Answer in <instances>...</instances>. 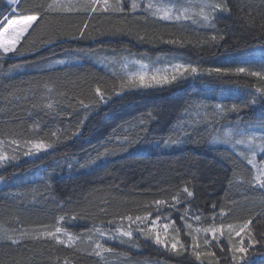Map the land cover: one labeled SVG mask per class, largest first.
<instances>
[{"label":"trees","instance_id":"1","mask_svg":"<svg viewBox=\"0 0 264 264\" xmlns=\"http://www.w3.org/2000/svg\"><path fill=\"white\" fill-rule=\"evenodd\" d=\"M130 2L121 0L126 9ZM227 3L230 11L217 12L215 29H209L139 11H86L91 0H24L20 12H40L42 18L17 46L22 54L0 60V152L10 158L0 167L5 178L0 183V264H264L260 244L232 261L231 249L241 238L217 244L202 231L187 235V223L194 229L239 228L249 219L253 235L264 231V190L250 184L253 169L228 146L211 143L225 126L264 121L260 101L223 117L213 111L220 101L241 100L264 87L256 77L205 72L245 61H255L251 66L259 70L264 0ZM49 4L71 10L44 12ZM11 9L0 0V16ZM217 30L224 39L213 42ZM128 55L193 63L205 74H187L164 87L121 89V62ZM97 88L110 97L107 103H95ZM81 100L90 107L81 106ZM46 103L53 108H45ZM25 141L51 146L25 155ZM156 200L165 203L157 206ZM158 215L159 222L170 224V234L161 238L167 248L148 231ZM128 216L149 220L130 224ZM58 222L77 237L71 247L41 235ZM117 229L131 230L132 237L117 235L104 241L114 251L93 254L94 243L86 236L101 240L99 232L117 234ZM193 236L199 245L195 251L212 250L216 256L197 261ZM174 238L188 249L172 251Z\"/></svg>","mask_w":264,"mask_h":264},{"label":"snow or ice","instance_id":"2","mask_svg":"<svg viewBox=\"0 0 264 264\" xmlns=\"http://www.w3.org/2000/svg\"><path fill=\"white\" fill-rule=\"evenodd\" d=\"M24 0H8L9 5H15L11 9L10 15L0 16V60L7 58L9 53H15L16 55H21L22 50H18V45L21 43V40L29 33V30H34V25H37L38 21L42 18V13L40 12H20L19 8L23 4ZM93 6L85 9L86 11L96 12L98 10L108 12H130V13H147L151 17L162 20V21H187L191 20L193 24H197L200 27L215 29V24L213 21L217 18V12H228L230 11L227 0H131L130 6L126 9L123 7L121 0H117L115 6H112L108 3V0H103L101 8H97L95 5L100 4L101 0H91ZM53 10H71L69 6H63L58 4H49L43 7L44 12H49ZM80 10L79 8L76 9ZM85 28L87 25L84 26ZM83 35V32H81ZM211 41L215 42L217 40H223L224 35L218 30L211 35ZM137 64L138 67L134 71H125L120 79L119 87L125 89L127 87H150L153 85H163L175 81L177 76L183 77L186 73L196 76L204 75L205 72L208 75L216 74L217 76L226 77V76H251L256 77L259 80H264V53L261 54V57L258 61L259 70H254L251 66L255 61H245L243 64L236 67H209L205 72H201L198 65L193 63H172L169 64L166 68H152L150 70V65L143 63L141 61H133ZM18 67V66H15ZM170 73V74H169ZM51 91V89H49ZM95 94L98 99L95 101L96 104L107 103L110 97L103 93L100 88L95 90ZM117 95L120 93L117 92ZM258 94V95H257ZM260 102H264V87H256L255 92H249L247 96L241 100H234L231 102L220 101L214 106V113L223 117L228 111L239 113L244 109L249 108L250 106L256 105ZM80 105L88 108L90 105L84 104V101H79ZM228 103L231 104L228 107ZM47 109H52V103H46L44 105ZM10 143L18 144V141H10ZM168 141H165L167 145ZM211 143L214 145H226L228 146L235 154L239 155L242 159L246 160L247 164L251 166L254 170V174L250 181V184L254 188H259L264 190V121L259 124H241L237 122L235 125H228L222 129V134H217L211 138ZM25 145L28 146L27 152L25 155H31L33 150L39 152L41 150H46L51 145L45 144L43 141H25ZM238 146H243L244 149H247V152L240 150ZM260 155V162H257V156ZM9 157L2 152H0V167L3 166L4 162L9 161ZM11 159H15V156H12ZM42 182L44 177L39 178ZM235 179V176L233 177ZM5 178L0 175V183H4ZM233 181L230 180L231 184ZM183 191L187 193L188 197L193 196V192L190 191L187 187L183 188ZM173 200L178 202V197H173ZM165 202L162 200H156L155 204L160 206ZM174 206V205H173ZM216 205H213L215 208ZM223 211L221 215H224ZM187 217V213L182 215L181 219L184 220ZM76 217L73 216V219ZM126 219L132 223L137 221L143 222L149 220L148 216L140 217L137 216L133 218L132 216L126 217ZM167 220V218H164ZM196 220L200 219V216L195 217ZM64 217H60V221H63ZM161 220V217L158 215L155 218L150 220L152 227L148 229L149 232L155 231V228L158 222ZM253 225V220L249 219L246 221L239 229L235 232L236 236H241V239L238 242V246L232 247L231 251L233 255L231 260L235 261L238 259L237 253L243 254L246 253L250 246H255L260 244L264 247V231L260 232L259 236L253 235L254 229L250 227ZM163 230L167 233L169 224L164 222ZM186 227L190 230L187 235H192L193 232L199 233L204 232L206 234H211V239L217 241L219 244V239L217 236L218 231L220 234H223V228L217 229L215 224L207 228H193L192 224L187 223ZM229 225V229H231ZM137 230L143 231L137 225ZM99 231V230H97ZM120 236L132 237V231H121L120 229L116 230ZM63 233L67 240L61 239L58 234ZM243 234V236H242ZM43 237L55 241L57 244L65 245L71 247L72 243L77 237L69 234L62 223L57 224L54 230L46 231L41 234ZM100 235L103 237L107 235L108 240H114L117 237L112 234H106L100 232ZM40 238V237H35ZM11 239V238H9ZM231 242V235L229 236ZM247 241V242H246ZM11 243H17L15 239H11ZM124 243V241H121ZM155 243L157 245H162L167 248L168 244L166 240L161 239L159 232L155 233ZM206 243L208 241L206 240ZM179 244V250L177 245ZM199 245L196 243L195 236L192 237L191 248L193 249L192 255L195 256L197 261L201 260V256L215 257L216 253L212 250H207L204 252L195 251L194 249L198 248ZM96 251L93 253L96 256H100L102 252H112L114 251L111 247H104L100 243L95 245ZM188 246L184 243H181L178 239L171 244L172 251H186ZM223 251V249H221ZM243 259V256L240 257Z\"/></svg>","mask_w":264,"mask_h":264},{"label":"rangeland","instance_id":"3","mask_svg":"<svg viewBox=\"0 0 264 264\" xmlns=\"http://www.w3.org/2000/svg\"><path fill=\"white\" fill-rule=\"evenodd\" d=\"M7 3H8V0H5ZM110 2L112 3L113 2V0H108V3L110 4ZM9 4V3H8ZM101 7H102V4H103V0H101ZM111 5V4H110ZM12 8L13 7H16L15 5H10ZM217 16H220L221 15V13H218V14H216ZM174 22H176V21H174ZM179 22H192L191 20H187V21H179ZM133 61H141V62H143V63H146V64H149L150 65V70L152 69V68H166V67H168L169 66V64H172V63H183V62H181L180 60H175V59H169V58H167V59H152V60H150V59H143V58H141V57H138V56H136V55H128L126 58H124L123 60H122V62H121V64H122V74L125 72V71H134V70H136V68L138 67V65L137 64H135V63H133ZM170 74V73H169ZM188 75H187V73L183 76V77H181V76H177V78H176V80L174 81V83L175 82H178L179 80H183V79H185L186 77H187ZM190 76H192V75H190ZM173 82V81H172ZM171 82V83H172ZM171 83H167V84H163V85H153V86H150L149 88H158V87H164V86H166V85H168V84H171ZM140 87V86H139ZM141 88H148V87H141ZM239 148H240V150H242V151H244V152H247V149H244L243 148V146H238ZM0 149H1V144H0ZM2 150V149H1ZM34 153V154H33ZM33 153L31 154V155H35L37 152L35 151V150H33ZM4 154V153H3ZM257 162L259 163L260 162V155L258 154V156H257ZM254 171V170H253ZM164 222H158V224H157V226H156V228H155V231H154V236H155V233L156 232H162V233H160V235H161V237L162 238H164V237H166L165 235L168 233L169 234V232H167V233H165L164 232V230H163V227H162V224H163ZM148 227L150 228V227H152L151 226V224H150V222H149V224H148ZM169 227H170V225H169ZM169 227H168V230H169ZM221 227L223 228V234L221 235L220 234V232L218 231V233H217V236H218V239H219V241H221V242H223V241H225V240H227V238H229V236L231 235V238H233V239H237V238H241V236H236L235 235V232L239 229V228H237V226H232L231 227V229H229V226H227V225H222V226H216V228L217 229H221ZM179 229H181V228H179ZM104 233H106V234H110V233H107V232H104ZM203 233V235H206V233H204V232H202ZM228 233V234H227ZM99 234V236L101 237V240H100V238H98L97 236H96V234H95V236L93 235V234H89V235H87L86 236V239L88 240V242H91V243H94L92 246L95 248V245H96V243H100V244H102L104 247H106L107 245H105L106 243H104V241H107L108 239H107V235H105V236H101L100 235V232L98 233ZM112 235H115V236H117V235H119L118 233L116 234H114V233H111ZM210 234V233H209ZM59 235V237L61 238V239H64V240H67V237L63 234V233H61V234H58ZM208 236V235H207ZM210 236V240H211V242H214L215 240H212L211 239V234L209 235ZM242 236H243V234H242ZM95 239H97L96 241H95ZM94 240V241H93ZM119 240H120V237H119ZM74 241H77V239H75ZM112 241V240H111ZM176 241V239L174 238V242ZM108 247H109V245H108ZM179 247V244L177 245V248Z\"/></svg>","mask_w":264,"mask_h":264},{"label":"bare ground","instance_id":"4","mask_svg":"<svg viewBox=\"0 0 264 264\" xmlns=\"http://www.w3.org/2000/svg\"><path fill=\"white\" fill-rule=\"evenodd\" d=\"M142 14V13H141ZM172 24V23H171ZM159 55V54H158ZM145 60V59H144ZM99 67V66H98ZM135 89V88H134ZM163 225V224H162ZM170 225V224H169ZM168 234V233H167ZM170 234V233H169ZM162 238V237H161ZM172 241V240H171Z\"/></svg>","mask_w":264,"mask_h":264}]
</instances>
